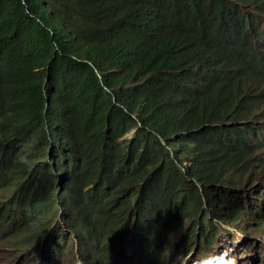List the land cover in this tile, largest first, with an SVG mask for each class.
I'll return each instance as SVG.
<instances>
[{
	"label": "trees",
	"instance_id": "obj_1",
	"mask_svg": "<svg viewBox=\"0 0 264 264\" xmlns=\"http://www.w3.org/2000/svg\"><path fill=\"white\" fill-rule=\"evenodd\" d=\"M117 1L118 9L109 0H96V12L90 0H0V96L28 112L18 142L35 143L33 158L41 162L51 142L80 138L97 123L116 146L108 159L111 168L130 170L136 182H144L143 197L154 208L153 215L135 227L138 247L149 248L144 234L168 218L171 223L180 212L191 218L200 215L194 187L184 173L185 161L194 158L193 168L186 172L200 182L216 218L228 225L237 223L231 204L241 198L227 197V189L220 186L237 188L242 180L228 165L215 166L210 159L196 157L201 148L210 146V140L203 133H191L203 125L196 110L199 101L190 98L194 78L189 63L160 55L147 36L126 28L118 14L136 0ZM214 6L213 0H199L200 12H210ZM223 6L221 1L217 8ZM251 38L246 32L237 36L245 43ZM216 59L224 78L218 121L232 138L234 154L241 147L253 152L264 138L244 123L250 116L245 106L257 89L256 74L264 57L244 73L239 63L224 54ZM177 73L190 77L186 88ZM135 128L133 140L118 144ZM59 158L56 150L52 162ZM50 168L45 162L33 184V190L44 196L54 188ZM31 190L24 192L30 196ZM74 223L75 234L86 248L100 241L95 228L77 216ZM98 264H104L102 259Z\"/></svg>",
	"mask_w": 264,
	"mask_h": 264
},
{
	"label": "clouds",
	"instance_id": "obj_2",
	"mask_svg": "<svg viewBox=\"0 0 264 264\" xmlns=\"http://www.w3.org/2000/svg\"><path fill=\"white\" fill-rule=\"evenodd\" d=\"M109 1L118 9L117 0ZM213 1L212 11L200 12L199 0H136L118 15L126 28L147 36L160 55L189 63L194 78L190 98L199 101L196 110L202 116L199 122L203 125L191 133H203L210 140V146L201 148L196 157L199 161L210 159L215 166L228 165L232 174L242 180L237 188L220 186L222 190L227 189V197L239 195L243 201L231 204L237 213V223L228 225L218 220L200 182L196 177L187 178L197 195L200 215L191 218L180 212V218H174L171 223L168 218L162 226H155L144 234L149 248L138 247L135 227L150 218L154 208L152 202L143 197L144 182H136L130 170H114L109 165L108 159L116 151L110 137L94 123L80 138L70 137L63 144L51 142L44 161L34 160L35 143L18 142L28 118L27 109L21 104H8L0 96V256L7 258L1 264L21 259L31 247L35 259H43L42 264H62L59 257L51 262L43 258L45 254L52 258V241L56 238L64 248L71 242L75 260L69 264H98V259L104 264H129L128 260L133 264H211L207 260L190 262L198 239L194 236L188 241L177 239V222L194 219L197 227L201 226V219L204 222V216L209 217L207 226L203 225L215 233L212 224L218 228L220 225L232 227L244 216L258 224L264 222V214L258 207L249 204L245 207V198L236 192L253 182L257 174L262 175L264 183V144H255L253 152L242 147L238 154L232 152V138L218 121L222 117L224 78L216 59L224 54L239 63V71L244 73L264 57V0ZM221 1L224 6L217 8ZM90 4L96 10V0H90ZM243 32L252 37L247 43L237 39ZM177 74L186 88L190 77ZM255 84L256 91L249 94L246 101L250 116L244 123L258 133L261 131L264 138V62L256 74ZM137 130L133 129L124 137H131L130 140L123 141V138L118 144L133 140ZM56 150L60 158L52 162ZM45 162L51 167L54 188L44 196L33 190V184ZM187 164L190 165L189 160L184 163L185 176ZM225 177L227 180L229 174ZM26 188L32 189L30 196L25 194ZM258 198H264L262 192ZM75 216L84 225L95 228L100 241L87 248L81 244L75 234ZM109 227L112 232L108 231ZM205 237V243L214 239V235Z\"/></svg>",
	"mask_w": 264,
	"mask_h": 264
},
{
	"label": "rangeland",
	"instance_id": "obj_3",
	"mask_svg": "<svg viewBox=\"0 0 264 264\" xmlns=\"http://www.w3.org/2000/svg\"><path fill=\"white\" fill-rule=\"evenodd\" d=\"M131 137L124 138L125 140H130ZM190 165H185L191 168V163L196 162L194 160H189ZM190 180V179H189ZM262 175H256L253 182L244 187L242 191H236L241 193L245 198V207L247 204L251 206H257L260 213L264 214V198H258L260 192L264 197V183ZM186 181L190 183L186 177ZM205 217V216H204ZM204 224L207 226V221L209 217H205ZM194 219L183 220L176 223V229L178 230V238L184 239L185 241L191 240V238L197 237L199 247L192 248V254L195 255L189 259L190 262L195 261H209L211 264H264V226L258 224L257 221L248 220L245 216L241 219L238 224L232 227H227L220 225L217 226L216 233L214 230L207 229L204 225L195 227ZM200 222V221H199ZM210 222H216L211 220ZM216 224H218L216 222ZM254 225V228H253ZM257 225L259 226L257 228ZM174 232V229H173ZM214 232V234H213ZM214 235V239H209L205 243L204 235ZM175 235H173V239ZM51 251L53 253L52 258H49L48 254H45L43 258L45 260L56 259L59 257L62 264H69L73 262L74 254L72 250L71 242L63 247L62 243L58 242V239L52 241ZM34 248L31 247L21 259H14L12 264H42L43 259H35ZM4 256H0V264L4 263ZM121 259H131L122 257ZM175 259L172 263H175ZM129 264H133L131 260H128Z\"/></svg>",
	"mask_w": 264,
	"mask_h": 264
},
{
	"label": "built area",
	"instance_id": "obj_4",
	"mask_svg": "<svg viewBox=\"0 0 264 264\" xmlns=\"http://www.w3.org/2000/svg\"><path fill=\"white\" fill-rule=\"evenodd\" d=\"M191 168H193V167H191ZM186 176H187V178L190 179V180H193L194 177H195V176H193L192 174H189V173H187Z\"/></svg>",
	"mask_w": 264,
	"mask_h": 264
}]
</instances>
